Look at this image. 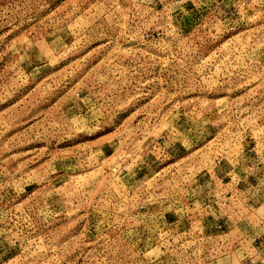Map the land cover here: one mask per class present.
Masks as SVG:
<instances>
[{"label":"rangeland","instance_id":"1","mask_svg":"<svg viewBox=\"0 0 264 264\" xmlns=\"http://www.w3.org/2000/svg\"><path fill=\"white\" fill-rule=\"evenodd\" d=\"M263 232L264 0H0V264H257Z\"/></svg>","mask_w":264,"mask_h":264},{"label":"crops","instance_id":"2","mask_svg":"<svg viewBox=\"0 0 264 264\" xmlns=\"http://www.w3.org/2000/svg\"><path fill=\"white\" fill-rule=\"evenodd\" d=\"M231 234H232V230H229V231L224 233V235H226V236H231ZM245 235H247V234H245ZM242 236H243V234H239L240 240H242ZM254 241H255L254 243L258 244V247H260L259 252L255 251V254H256V256H255L256 260L255 261L257 262V264H264V263H262L264 261L263 260L264 257L261 255V254L264 255V232L261 234H256ZM261 257H263V259H261Z\"/></svg>","mask_w":264,"mask_h":264}]
</instances>
